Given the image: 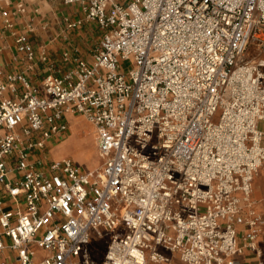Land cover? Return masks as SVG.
Wrapping results in <instances>:
<instances>
[{
	"label": "built area",
	"instance_id": "built-area-1",
	"mask_svg": "<svg viewBox=\"0 0 264 264\" xmlns=\"http://www.w3.org/2000/svg\"><path fill=\"white\" fill-rule=\"evenodd\" d=\"M58 1L101 40L40 85L0 71V264H264V0ZM68 114L96 127L98 169L33 159Z\"/></svg>",
	"mask_w": 264,
	"mask_h": 264
},
{
	"label": "crops",
	"instance_id": "crops-1",
	"mask_svg": "<svg viewBox=\"0 0 264 264\" xmlns=\"http://www.w3.org/2000/svg\"><path fill=\"white\" fill-rule=\"evenodd\" d=\"M20 4L25 6L24 12L19 10ZM83 17L82 8L76 3L65 4L58 0H0V71H3L4 75L23 72L34 84L40 85L46 76L62 75L69 70L71 64L64 59L66 52L76 53L81 59L91 62L93 53L100 44L101 35L98 45L91 49L88 45L96 38L98 27L85 22L74 29L67 28V21L75 22ZM7 18L14 25L12 29L6 27ZM21 35L25 36L27 43L35 50L36 58L33 61L19 51L17 37ZM43 52L49 56L46 63L40 60ZM50 64L54 65V69L50 68ZM7 95L14 97L9 91ZM66 120L69 125L68 131L50 139L47 151L35 153L33 159H42L47 163L71 158L83 172H91L101 167L103 160L98 150L96 127L79 114H68ZM94 128L96 135L91 134L89 138L96 140V153L101 159L97 160V164L96 161L91 163L92 165H84L81 158H78L84 151L77 153L82 143L76 148L69 147V144L72 140H84L82 133L86 129L94 131ZM255 194L256 189L253 198L260 210L264 197L257 200ZM237 258L241 264H260V259L250 251H245ZM262 260L264 262V258Z\"/></svg>",
	"mask_w": 264,
	"mask_h": 264
},
{
	"label": "rangeland",
	"instance_id": "rangeland-1",
	"mask_svg": "<svg viewBox=\"0 0 264 264\" xmlns=\"http://www.w3.org/2000/svg\"><path fill=\"white\" fill-rule=\"evenodd\" d=\"M100 35L101 33L98 27V30H96V38L93 40V42H90L88 45L90 46V49L93 48L94 45H98ZM257 54H258L257 51L253 50V48H250L246 57L248 59H252ZM131 66L132 64L130 61H121V67L123 68L124 72H128ZM83 124H86V123H83ZM258 127L260 130L264 131V121L259 122ZM82 134L84 136V140L82 141L72 140L69 144V147L76 148L79 144L82 143V146L78 148L77 153L80 151H84V152H81L78 155L79 156L78 158H81V160L85 163L84 165L86 164L92 165L91 163L96 162L100 158L99 155H97L96 153V144H95L96 140L89 138V136L91 135V132L89 131V129H86ZM97 163L98 161L96 162V164ZM255 189H256L255 198L257 200H261L264 197V174L263 172H261L256 179ZM260 211L264 213V203L260 204ZM93 241L94 243H96V246L99 248L101 253H104V251L106 250V246H107L104 240H98L96 238H93Z\"/></svg>",
	"mask_w": 264,
	"mask_h": 264
},
{
	"label": "bare ground",
	"instance_id": "bare-ground-1",
	"mask_svg": "<svg viewBox=\"0 0 264 264\" xmlns=\"http://www.w3.org/2000/svg\"><path fill=\"white\" fill-rule=\"evenodd\" d=\"M91 134H94V135H96L95 128H94V131H91Z\"/></svg>",
	"mask_w": 264,
	"mask_h": 264
}]
</instances>
